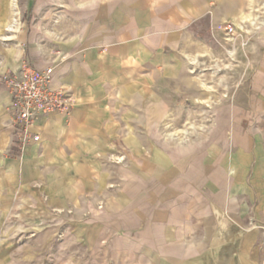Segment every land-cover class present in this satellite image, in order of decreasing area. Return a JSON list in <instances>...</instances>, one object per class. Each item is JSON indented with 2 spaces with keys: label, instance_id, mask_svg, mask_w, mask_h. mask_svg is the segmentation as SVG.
I'll list each match as a JSON object with an SVG mask.
<instances>
[{
  "label": "crops",
  "instance_id": "obj_1",
  "mask_svg": "<svg viewBox=\"0 0 264 264\" xmlns=\"http://www.w3.org/2000/svg\"><path fill=\"white\" fill-rule=\"evenodd\" d=\"M248 13L0 0V75L54 66L74 102L22 148L0 98V264L263 263L264 20L239 28Z\"/></svg>",
  "mask_w": 264,
  "mask_h": 264
},
{
  "label": "built area",
  "instance_id": "obj_2",
  "mask_svg": "<svg viewBox=\"0 0 264 264\" xmlns=\"http://www.w3.org/2000/svg\"><path fill=\"white\" fill-rule=\"evenodd\" d=\"M234 26L225 27L226 35L234 32ZM54 66L43 71L29 63H23L17 73L5 72L0 75V84L8 92L12 129L22 148L39 143V135H33L32 127L43 116L54 113L69 115L73 108L71 94L63 88L52 86Z\"/></svg>",
  "mask_w": 264,
  "mask_h": 264
},
{
  "label": "rangeland",
  "instance_id": "obj_3",
  "mask_svg": "<svg viewBox=\"0 0 264 264\" xmlns=\"http://www.w3.org/2000/svg\"><path fill=\"white\" fill-rule=\"evenodd\" d=\"M237 1H239V0H237ZM242 1H244V0H242ZM245 1L247 2L248 12H249L247 14V16H249L252 19V21L247 20V21L242 22V20H241L242 17H241L240 23L238 24L239 28H241V26L246 22L252 23L254 21L255 17L259 18V20H264V0H245ZM243 16H246V15H243ZM4 92H6L5 88L0 84V98L1 99L3 98ZM6 108H8V110H9V106H6ZM194 124L195 123H193V126H194ZM6 155L9 158L10 157L14 158L13 152H6ZM1 156H3V155H1ZM262 264H264V259H263Z\"/></svg>",
  "mask_w": 264,
  "mask_h": 264
},
{
  "label": "bare ground",
  "instance_id": "obj_4",
  "mask_svg": "<svg viewBox=\"0 0 264 264\" xmlns=\"http://www.w3.org/2000/svg\"><path fill=\"white\" fill-rule=\"evenodd\" d=\"M248 17V18H247ZM247 17H242V21H245L246 19H249L250 20V17L247 16ZM241 25V24H240Z\"/></svg>",
  "mask_w": 264,
  "mask_h": 264
}]
</instances>
